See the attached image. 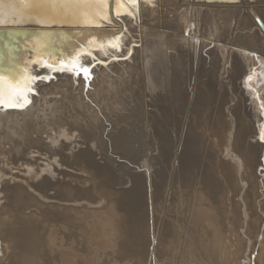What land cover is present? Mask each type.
Segmentation results:
<instances>
[{
  "label": "bare ground",
  "instance_id": "obj_1",
  "mask_svg": "<svg viewBox=\"0 0 264 264\" xmlns=\"http://www.w3.org/2000/svg\"><path fill=\"white\" fill-rule=\"evenodd\" d=\"M259 4H263L264 7V0H101L99 4L92 2V0H87V2H83V0H3V3H0V21H2L0 22V30H8V32L0 33V66L3 67L0 72V152L3 150H10L11 153H14L17 156L25 155L29 156V158H31L30 155H33L32 153L45 152V156H48L43 157L45 159L47 157L51 159L50 157H57L59 156L58 154H60L54 148L59 147L63 151V149L69 147V145L66 144V141H71V138H82V140L84 139L89 143L88 140L92 141L97 137L96 133L102 129L103 123H107L111 129L114 128L113 122H119L122 119L121 112L126 113L124 111H127V105L136 103V100L132 98L137 95L135 91L138 92L139 90H135L136 86L139 85L137 80H140L139 76H141L139 75V78L137 77L138 79L135 78L136 74L134 70L137 67L134 68L123 61H115L126 54V56H128L127 59L134 62L133 57L136 55V49L134 50L133 47L129 46V43L133 42V38H138L141 43H145L142 42L144 41L142 39L145 36H152L155 39V42H157V40L160 41L162 45L158 44L164 48L163 53L167 60V64L170 63L168 65L171 70V80L168 82H170L174 89H177V87L182 84L178 81L177 74L174 73V71L179 73L177 67L182 65V58L189 57V59L191 58L190 60H192L191 62H196L201 59L203 60L204 57L202 56V50H204V45L209 44L213 45V49L211 48V50L204 51L207 57L206 60L210 62H208L209 67L206 69L205 76L211 84H213L214 79L217 80L222 76H224V78L226 77L228 81L225 83V86H227L229 91L233 94V96L225 94V96L219 99V124H217V132L220 138L218 144L220 145L219 148L222 153H220L222 158L218 156L215 163L217 167H221L225 174H228L229 172L231 174L235 169L237 172L239 171V176L237 175L238 179H236L248 184L249 190H247V195H249L250 192H252L253 187L256 185L255 181L258 179L257 174L261 175V179L264 178V36H260L261 33H258L260 31H258L259 29L257 28V25L250 19L253 14L258 16L264 23V11L261 10L262 6H259ZM111 15L120 21V24L122 25V32L120 34L117 33V31L120 30V27L112 23ZM192 16H195L197 18L196 21L203 24V30L200 25L192 24ZM199 26L201 28H199ZM25 30H30L31 32ZM133 33H135L136 36L130 35ZM204 33L206 37L203 35ZM154 39L152 41H154ZM146 41L149 44L150 41ZM144 45L146 46V44ZM127 46H129L127 51H130L128 54L124 49ZM149 46L150 45L147 47ZM153 47L154 54L156 55L157 51L155 50L157 49H155V45H153ZM149 50L152 49L149 48ZM149 50L147 49L146 51L151 52ZM137 54L139 55V52ZM157 54L160 55L161 53L157 52ZM156 56L158 58V55ZM172 58L175 60L173 61L174 63L171 62ZM231 58L234 60L232 67H228L223 71L217 70L224 62L231 61ZM106 60L108 63L105 62ZM94 61L100 65H95ZM124 64L125 67L123 66ZM227 65H229V63H227ZM153 67L149 68L152 70ZM174 67H176L177 70H174ZM84 70L87 71V74H85ZM151 70L150 73L152 74L153 71L151 72ZM184 71L185 70H183V72ZM3 72L7 74H2ZM96 73L98 74V77L95 75ZM110 73H114L115 76H112ZM153 74L155 75L156 73ZM101 75L105 76L107 79L102 78L101 80H98V78H101ZM123 75L124 77L127 75L128 79L126 80L123 78ZM154 75L152 76L153 78ZM188 76L189 74L187 77ZM191 76L193 77L194 75ZM54 78L59 80L58 84L54 83ZM153 78L148 79L154 80ZM156 79H158V77ZM149 80H147V82H149ZM151 83L153 84V82ZM148 85H151L150 82ZM154 85H156V83ZM180 87L182 88V86ZM228 88H226V90H228ZM39 94L43 96L49 94L60 95L63 100H57V98L49 99L48 96V98L39 99L35 96H39ZM65 100H68V102H65ZM80 100H85L89 104H83ZM248 100L250 101L249 107L245 105V102ZM136 104L134 106H136ZM228 104L230 105L227 106ZM242 104L244 108L243 116L248 118L246 124L244 123V118L242 116L239 117L238 106ZM134 106L132 108H134ZM35 107L39 108L38 112L35 111ZM227 115L230 120L225 122L224 118ZM38 119H40V121H38ZM114 129H112V131ZM102 133H100V136H102ZM33 135H35V138L32 137ZM107 136H110V134ZM97 138L96 140H98ZM5 142L8 146H4L6 145ZM88 143L87 145H89ZM103 143L102 140H98L92 147H94V149L96 148L99 153H102L104 152L103 146H106V144ZM84 144L86 145V143ZM78 145H80V143ZM81 149L79 151H82ZM84 149L85 151L88 150L86 148ZM111 149H113L112 146ZM86 152L90 153L88 151ZM72 153H74V151H72ZM182 156L183 155H180V157ZM56 157L52 159L57 160ZM60 157L59 161L62 160L61 162H63V159H60ZM74 158H77L75 153ZM29 160L31 161V159ZM46 160H48V158ZM53 161L56 163L55 160ZM65 162L66 160L64 163ZM67 163L68 162H66V164ZM66 164L63 166H66ZM106 167L108 168V166ZM54 171L55 174L52 173L56 176L53 177L58 179H56L57 184H55L58 186L61 184L64 185V188L60 189L59 193H62V197L66 198L65 204L61 202L57 203L56 198L51 199V195L47 196L43 193L39 194V203L41 202V205L38 203V206H42L45 209V213L48 214V218L50 217L52 222L57 224L58 227L61 226V229H63L64 233L67 235V241L65 242L69 243L75 239L76 233L79 232L81 228L86 229L87 224L91 221L90 215L92 213H101L103 208L94 209V207H91L88 203H80L77 202V200L74 201V199L67 200L70 199V197L73 198L74 193L72 194L71 192L73 188H75L76 191H79V186H81L82 183L80 179H83L85 176L84 174L82 177L77 175L79 172L74 175L72 172H70L72 173L70 174L67 173V171H61L60 168L55 169ZM32 173L33 172H31V174ZM49 173L52 174L50 171ZM46 174L49 176L48 172ZM45 176L42 177V182L37 184L29 183L31 184L30 186L33 187V189L40 190V188H43L47 182L48 177L45 178ZM65 176H68L69 180L65 181ZM137 178L140 177L132 179V189L129 191L107 190V194L110 198L107 206H114V210L119 213L118 216L125 223L123 225L121 223L117 234L113 236L115 243L113 248L104 254L100 261L95 260L94 264H123L125 262L127 264H148L144 251V247H146L145 245L147 244L144 243L146 240L144 241L145 237L143 239L142 236V232L144 231L142 230V227H140L141 223L138 222L137 227L132 221L126 222L128 216L127 213L135 210L142 200V196L140 195L141 184L139 183L140 180ZM114 181V184L117 183L116 180ZM133 181L135 182L133 183ZM125 182L129 183L128 180ZM259 186L260 185H258V188ZM209 190H211V188ZM232 192L234 193L235 191ZM59 193H56L55 196L57 197V194ZM233 193H231L232 197H235L236 195L235 193L233 195ZM214 195L215 193L213 194V197ZM262 199L264 200V198ZM239 200H241V198ZM259 205L262 207L261 204ZM218 207L219 206L216 204V208ZM243 207H245L244 204ZM246 211L247 210H245V212ZM245 214L247 215L248 213L246 212ZM219 215L217 217H219ZM258 215L259 214H257V216ZM213 217L215 218V216H212V218ZM259 218L262 219V217ZM259 218L257 220H259ZM209 220L210 222L212 221L211 218ZM253 224L254 223L252 222V225ZM204 225L207 226V224ZM239 225L241 224H238V226ZM248 225L251 226L250 222ZM236 228L237 227H235V229ZM134 229L139 231L136 232ZM216 229L219 230L218 228ZM243 230L242 232H244ZM215 231L213 233H215ZM153 232V249L150 253L149 264H158V247L155 245L156 243H154V241H157L155 236L156 232ZM222 232L224 231L222 230ZM130 238L133 242L132 244L128 243ZM222 238H224V236ZM241 239L244 240V235ZM220 242L219 245H223V243L221 242L220 244ZM130 245L132 247H129ZM62 249L63 251L58 253V261L56 260L55 264H73L75 258L74 248ZM261 249H259L260 253H264V250L261 251ZM247 251H249L248 248ZM219 252H221V250ZM222 253H224V251ZM246 255L247 254H245V256ZM248 257L246 258L248 259ZM242 260H244V258ZM244 261L242 263H245ZM260 261L262 262V259H260ZM43 264L49 263L46 260ZM78 264L82 263L79 262Z\"/></svg>",
  "mask_w": 264,
  "mask_h": 264
},
{
  "label": "rangeland",
  "instance_id": "obj_2",
  "mask_svg": "<svg viewBox=\"0 0 264 264\" xmlns=\"http://www.w3.org/2000/svg\"><path fill=\"white\" fill-rule=\"evenodd\" d=\"M259 6H262L261 10L264 11L263 4H259ZM196 19L197 18L195 16H192V24L200 25L202 28L200 26L199 28L203 30V24L199 23V21H196ZM250 19L254 23V19L252 17H250ZM258 33H261V37L264 36L261 31ZM130 35L136 36L135 33ZM203 35L206 37L205 33ZM151 37L152 36L143 37L142 40L144 41L142 42L145 43L139 42L138 38H133V42L129 43V46L133 47L134 50L136 49V57H133L134 62L127 59L128 56H126V54L115 60L116 62H126L134 68L137 67L134 70L136 74L135 78H137L139 75L141 76H139L140 80L138 79L139 77L137 78L139 87L136 86L137 89L135 88V90L139 89V93L135 91V93L137 94L135 96L136 98H132L136 100V106H134V103L127 105L128 109L127 111H124L126 113L121 112V122H113L115 128H112L114 129L113 131L107 123H103V127L105 128L106 126V128L104 129L102 127V129H100L99 132L96 133V136L98 137L96 138L100 141L102 140V142H104L103 144H106V146H103L104 152L99 153L96 148L94 149V147H92L93 144H96L98 141L96 140V138L92 141L88 140V143L84 139L82 140V138L79 139L78 137L71 138V141L73 142L66 141V144L69 145V147L71 146L70 148L67 146L68 148L63 149L62 151V149H60L59 147H55L54 149L60 153L58 154L59 156H52L50 157L51 159L47 157L48 160H46L47 158H44L48 156H45V152H36L35 154L32 153L33 155H30L31 158L25 155L17 156L14 153H11L10 150H3L2 152H0V264H43L44 261L46 262V260L49 264H55V261H58V253L60 251H63L62 248H74L75 258L73 260V264H78L79 262L82 264H94L95 260L100 261L102 256L109 252L115 245L113 236L117 234L118 228L121 226V223L122 225L125 223L118 216L119 213L114 210V206H107V203L110 199L107 194V190L129 191L132 189V179L135 177L141 178L137 179L141 181H139V183L141 184L140 195L142 196V200L139 206L135 208V210L127 213L128 216L126 218V222L132 221L133 224L137 225V227L138 222L141 223L140 227H142V230L144 231L142 232V236L143 239L145 237L144 241H146L144 243L147 244L145 245L146 247H144V251L146 256L145 258L146 260H148V264L150 253L153 249V231L156 232L155 236L157 241H154V243H156L155 245H157L158 247V264H258L260 259H262L263 263L260 261L259 264H264V253H260L259 250L261 248H263L261 249V251L264 250V240H262L264 239V200L262 199L264 198V178H262V180L261 175L257 174V181H262H258V184L257 181H255L256 185L253 187L254 191L252 190V192L247 195V190H249L248 184L237 180L239 171L237 172V170L235 169L236 171H232L233 174H230V172L228 174H225L221 167H217L215 163L218 156L222 158V153L219 148L220 145L218 144L220 138L217 132V124H219V99L225 96V94L231 96H233V94L231 93V91H229V88L225 86V83L228 81L226 77L224 78V76L221 75L222 77H219L217 80L214 79L213 84H211V82H209L207 77L205 76L207 71L206 69L209 67V61L206 60L207 57L204 51L211 50L213 45H209L207 43V45H204V50H202L204 54L201 52L202 56L204 57H202L204 61L201 59L199 60L200 62H191L192 60H190L191 58L189 59V57L182 58V65L178 67L176 66L179 70V73H176L177 71H174V73L177 74V78L179 79L178 81H180V84L182 83L183 85H180L182 86V88L179 86L180 88L177 87V89H174L170 82H168L171 80V70L169 69L168 65L170 63L167 64V60L164 57V48L161 46L162 44L160 43V41L156 39L157 42H155V39ZM153 39L154 41H152ZM146 40L150 41L149 44ZM158 43L161 45H159ZM144 44H146V46ZM147 44L150 46L147 47ZM156 44L158 47H160L158 48ZM153 45H155V49H157L155 51L161 53L159 55L156 52L158 58L154 54ZM129 46L124 48L127 54L130 53V51H127V48H129ZM161 47L163 48V51ZM146 48L148 50L149 48L152 49L153 51L149 50L152 52V54L151 52L146 51ZM138 52L140 56L137 54ZM152 57L153 59H155L153 60ZM173 61H175L174 58H172L171 62ZM105 62L108 63L107 60ZM227 63H229V65H227ZM94 64L100 65L95 61ZM233 64L234 60L233 58H231V61L229 60V62H224L222 66L220 65V68H218L217 70L223 71L228 67H232ZM123 66L125 67V64ZM149 67H153V69L151 70V68ZM176 67H174V70L176 69ZM150 70L151 72L153 71L152 74H157H153L154 78L152 77L153 75L150 73ZM183 70L185 71L183 72ZM110 74L112 76H115L114 73ZM186 74H189V76L187 77ZM95 75L98 77L97 73ZM191 75L194 76L192 77ZM100 77L101 78H98V80H101L102 78L107 79L103 75H101ZM147 77L150 79L153 78L154 80H149ZM157 77L159 80L156 79ZM123 78H125L126 80L128 79L127 75L126 77H124L123 75ZM147 80H149L151 85H148L149 82H147ZM53 81L55 84L59 83V80L57 78H54ZM151 82H153V84ZM154 82L156 83L157 87L156 85H154ZM225 87L228 88V90H226ZM35 96L39 99L49 97V99L57 98V100H63L61 99L60 95L54 94L45 96L39 94V96ZM65 102H68V100H65ZM80 102L83 104L87 103L86 105L89 104L85 100H80ZM249 102V100L245 102V105L247 107L250 106ZM230 104H228L227 106H229ZM132 105L134 106V108H132ZM37 108L35 107L34 109L38 112L39 108L38 110ZM243 109V104L238 106L239 117L242 116L244 118V123L246 124L248 118L243 116ZM229 120V116H225L224 121L228 122ZM38 121H40V119H38ZM100 133H102V136H100ZM109 134L110 136H107ZM32 137L35 138V135H33ZM107 138L110 139L108 140ZM174 141L177 143H175ZM75 142L78 143L76 144ZM79 143L80 145H78ZM84 143H86V145ZM87 143L90 146L87 145ZM81 144L84 146H82ZM4 146L8 145L6 144ZM111 146L113 149H111ZM82 147L88 149L86 151L90 153H87ZM77 149L78 151L80 149L82 151L78 152ZM72 151H74L75 156L77 157V161L74 158V153H72ZM14 155L16 157V160ZM180 155L183 156L180 157ZM55 157L57 158V160L52 159ZM59 157L60 159H63V162H61L62 160L59 161ZM29 159H31V161ZM53 160H55L56 163H54ZM65 160L66 162H68L67 164L66 162L64 163ZM65 164L66 166H63ZM106 166H108V168ZM58 168H60L61 171H67V173L72 172L74 173V175L78 172L79 174L77 175H80L82 177L85 175L83 179H80L83 184L81 183V186H79V191H76L75 188H73L71 192L72 194L74 193V196L73 198L70 197V199L67 200L74 199V201L77 200V202L80 203L85 202L86 204L88 203L91 207H94V209L103 208L101 213H92L90 215L91 221H89V223L87 224L86 229L81 228L80 231L76 233L75 239L69 243L65 242L67 241V235L64 233V230L61 229V226L58 227L57 224L52 222L50 220V217L48 218V214L45 213V209L42 206H38L39 204L41 205V202L39 203V194L43 193H45L47 196L51 195V199L56 198L57 203L61 202L65 204L66 198L62 197V193H59V190L64 188V185H56L57 178L53 177L56 176L54 175V170ZM82 168H84L85 170ZM48 169L51 173L54 171V174H50ZM31 172L33 173L31 174ZM47 172L49 176L46 174ZM80 172L82 175L80 174ZM44 176L45 178H48L43 188H40V190H36L30 186L31 184L29 183L37 184L42 182V177ZM49 177L53 178L50 179ZM67 177L68 176H65V181L69 180V177ZM114 180H116L117 183L114 184ZM126 180H128L129 183L125 182ZM134 182L135 181H133V183ZM258 185H260L259 188ZM210 188L211 190H209ZM238 188L242 189L240 190ZM232 191H235L234 193L236 195V198L234 196L232 197ZM216 192H218L219 195ZM56 193H59L57 194V197L55 196ZM214 193L215 195L213 197ZM240 198L242 201L239 200ZM216 204L220 208H216ZM243 204L247 209L243 207ZM252 204L255 207L257 206L259 209L257 207L255 208ZM259 204H261L262 207ZM245 210H247V215L245 214ZM252 210H254L255 212ZM218 211L220 212V215ZM251 211L254 213V215ZM206 214L208 215V217ZM257 214L259 215L257 216ZM209 215L215 216V218H212V216L210 217ZM218 215L219 217H217ZM243 217L246 220L248 218V222L244 220ZM259 217H262V219ZM208 218H211L212 221L210 222ZM222 218L225 219L223 220ZM258 218L261 221L257 220ZM249 222L251 226L248 225ZM252 222L254 223L253 225ZM204 224H207V226ZM238 224H241L239 225L241 227H239ZM218 225L221 227H219ZM254 225L256 226V228ZM235 227L237 228L235 229ZM216 228H218L219 230H217ZM241 229H244V232H242ZM134 230L136 232L139 231L137 229ZM222 230L224 232H222ZM214 231L215 233H213ZM250 231L253 232L251 233ZM254 231H256L257 233ZM243 235L244 240L241 239V237L243 238ZM223 236L224 238H222ZM216 239L218 240V242ZM225 239L229 242L230 245ZM235 239L239 240H237L236 242ZM215 240L217 243L215 242ZM220 240L223 243V245L221 246L219 245ZM224 240L226 243L224 242ZM128 243H133L131 241V238ZM129 247L132 246L130 245ZM247 248L249 249V251H247ZM220 250L221 252H219ZM225 250L227 253L225 252ZM223 251L224 253H222ZM245 254L247 255L245 256ZM221 256L225 257L222 258ZM246 257H248V259ZM243 258L244 260L246 258V260H242ZM241 260L245 263H242ZM123 264L127 263L125 262Z\"/></svg>",
  "mask_w": 264,
  "mask_h": 264
},
{
  "label": "water",
  "instance_id": "obj_3",
  "mask_svg": "<svg viewBox=\"0 0 264 264\" xmlns=\"http://www.w3.org/2000/svg\"><path fill=\"white\" fill-rule=\"evenodd\" d=\"M252 17L254 19L255 24L257 25V27L259 28V30L264 35V23L262 22V20L258 16L252 14ZM111 20H112V23L113 24H115L116 26H119L120 27V30L117 31V33L120 34L122 32V25L120 24V21H118L117 19H115L112 15H111ZM60 30L63 31L62 29H60ZM25 31L31 32L30 30H25ZM1 32H8V30H0V33ZM2 69H3V67L0 66V72L2 71ZM2 74H7V73L3 72ZM8 74H10V73H8Z\"/></svg>",
  "mask_w": 264,
  "mask_h": 264
},
{
  "label": "snow or ice",
  "instance_id": "obj_4",
  "mask_svg": "<svg viewBox=\"0 0 264 264\" xmlns=\"http://www.w3.org/2000/svg\"><path fill=\"white\" fill-rule=\"evenodd\" d=\"M83 2H87V0H83ZM92 2L99 4L101 2V0H92ZM0 3H3V0H0ZM0 22H2V21H0ZM84 71H85V74H87V71L86 70H84Z\"/></svg>",
  "mask_w": 264,
  "mask_h": 264
}]
</instances>
